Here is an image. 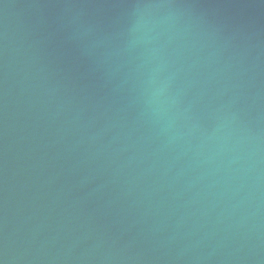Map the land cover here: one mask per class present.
<instances>
[{
	"label": "water",
	"instance_id": "water-1",
	"mask_svg": "<svg viewBox=\"0 0 264 264\" xmlns=\"http://www.w3.org/2000/svg\"><path fill=\"white\" fill-rule=\"evenodd\" d=\"M0 264H264V0H0Z\"/></svg>",
	"mask_w": 264,
	"mask_h": 264
}]
</instances>
